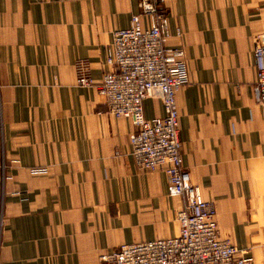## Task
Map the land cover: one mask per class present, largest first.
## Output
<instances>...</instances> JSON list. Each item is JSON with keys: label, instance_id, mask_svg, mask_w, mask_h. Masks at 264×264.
<instances>
[{"label": "crops", "instance_id": "crops-1", "mask_svg": "<svg viewBox=\"0 0 264 264\" xmlns=\"http://www.w3.org/2000/svg\"><path fill=\"white\" fill-rule=\"evenodd\" d=\"M138 3L0 0V264H99L123 245L178 234L184 200L168 195L163 171L136 168L131 122L114 118L96 89L112 70V34ZM161 8L166 44L184 49L189 72L175 97L183 167L214 205L220 237L264 264V112L252 55L264 0ZM79 60L93 87L78 86ZM143 114L162 117L160 101L145 99Z\"/></svg>", "mask_w": 264, "mask_h": 264}, {"label": "built area", "instance_id": "built-area-1", "mask_svg": "<svg viewBox=\"0 0 264 264\" xmlns=\"http://www.w3.org/2000/svg\"><path fill=\"white\" fill-rule=\"evenodd\" d=\"M162 3L139 0V13L131 16L129 27L113 32L111 53L106 58L112 70L105 72L96 89L114 118L131 122L134 131L129 146L136 168L163 171L168 195L184 200L175 217L179 231L172 238L123 245L112 254L101 255L99 264H254L251 256L220 237L214 205L203 199L183 167L175 97L189 84V72L184 49L166 44L171 33ZM175 34L180 37L181 29L176 28ZM252 55L257 102L264 112V33L254 38ZM89 73L85 60L75 63L78 86H94ZM147 98L160 101L162 117H144L143 101ZM31 173L42 175L46 170Z\"/></svg>", "mask_w": 264, "mask_h": 264}]
</instances>
